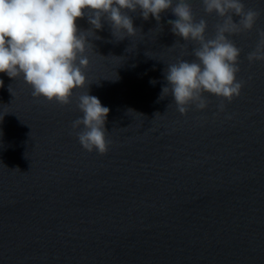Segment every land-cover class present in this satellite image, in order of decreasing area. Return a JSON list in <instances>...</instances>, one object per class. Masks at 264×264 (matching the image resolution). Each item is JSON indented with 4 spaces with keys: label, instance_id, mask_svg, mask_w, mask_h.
Instances as JSON below:
<instances>
[{
    "label": "water",
    "instance_id": "obj_1",
    "mask_svg": "<svg viewBox=\"0 0 264 264\" xmlns=\"http://www.w3.org/2000/svg\"><path fill=\"white\" fill-rule=\"evenodd\" d=\"M243 2L261 14L230 37L246 83L222 113L207 93L208 107L187 115L161 98L180 54L170 47L184 43L167 23L171 10L159 24L130 13L135 37L118 41L106 22L94 30L88 83L69 105L36 99L22 76L0 73V264H264V62L247 60L264 0ZM190 3L211 38L219 17ZM76 23L91 27L86 16ZM88 89L110 109L104 155L72 134Z\"/></svg>",
    "mask_w": 264,
    "mask_h": 264
},
{
    "label": "clouds",
    "instance_id": "obj_2",
    "mask_svg": "<svg viewBox=\"0 0 264 264\" xmlns=\"http://www.w3.org/2000/svg\"><path fill=\"white\" fill-rule=\"evenodd\" d=\"M201 5L206 14L219 17L211 38L207 20L196 19L190 0H0V73L22 76L36 99L69 105L75 90L88 83L83 70L89 66L86 52L93 49L89 37L100 38L94 30H102L106 22L118 41L135 37L141 30L134 27L130 13L144 20L151 16L159 24L161 14L171 10L176 19L167 23L184 43L178 40L170 47H178L180 54L167 65L161 98L171 95L177 111L187 115L192 106L198 111L208 107L207 93L221 98L218 112H225L224 101L238 98L246 83L238 79L242 50L230 37L252 31L261 13L243 0H201ZM85 16L91 27L81 30L76 22ZM257 35L247 55L249 64L264 62V29H257ZM189 43L195 45L190 53ZM186 55L194 59H183ZM76 107L82 116L72 121V134L85 151L106 154L111 144L105 127L110 109L89 89L77 97Z\"/></svg>",
    "mask_w": 264,
    "mask_h": 264
}]
</instances>
